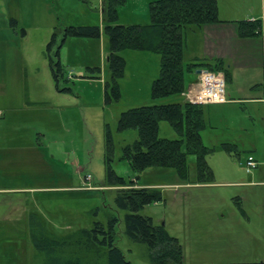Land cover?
<instances>
[{
  "label": "rangeland",
  "instance_id": "obj_1",
  "mask_svg": "<svg viewBox=\"0 0 264 264\" xmlns=\"http://www.w3.org/2000/svg\"><path fill=\"white\" fill-rule=\"evenodd\" d=\"M152 1L125 0L116 6L113 23L148 24ZM243 2V11L252 8L260 20L264 0ZM104 26L99 0H0V264L48 263L47 254L35 248L29 234L30 215L54 238L73 236L94 223L107 228L115 217V244L125 260L149 264L146 246L124 233L125 211L114 201L117 187L105 185L108 167L126 183L161 194V200L144 206L139 214L178 240L186 263H226L237 254L264 261V104L237 100L249 94L240 89L245 85L237 77L225 81V90L238 103L203 105L208 117L205 114L202 143L208 150L204 160L210 181L197 182L193 154L186 156V180L170 167L135 173L123 149L138 134L133 128L118 129L120 113L180 98L151 99L159 56L123 50L119 96L111 95L113 100L105 103L110 73ZM67 27H98L99 36L70 35L61 42ZM54 32L56 42L47 51ZM56 62L57 78L51 68ZM95 68L100 71H91ZM261 78L250 93L264 97ZM157 134L179 138L166 121L158 123ZM249 155L258 167L247 172L244 161ZM83 240L81 246L87 247ZM65 249V255L81 261L103 262L98 247L79 250L70 244Z\"/></svg>",
  "mask_w": 264,
  "mask_h": 264
},
{
  "label": "trees",
  "instance_id": "obj_2",
  "mask_svg": "<svg viewBox=\"0 0 264 264\" xmlns=\"http://www.w3.org/2000/svg\"><path fill=\"white\" fill-rule=\"evenodd\" d=\"M125 0H103L101 15L105 22L104 32L108 39L107 67L110 80L104 86V101L109 103L119 96L118 79L124 75L125 61L119 54L123 50L150 51L159 56V74L151 85V99L158 100L176 96L186 90L192 79L189 76L199 68L222 72L225 80L228 74L219 60L211 63L194 59L184 61L186 32L200 28L203 25L221 23L217 14V0H154L149 3L150 21L144 25H117L116 6ZM237 33L241 38L260 36L262 34L261 20L253 22L239 21ZM98 37V27H67L64 29L61 42L67 36ZM57 39L54 32L47 51H50ZM51 62V61H50ZM55 78L60 73V64H51ZM99 72V68L92 69ZM196 76V75H195ZM111 93V94H110ZM113 98H112V96ZM203 106L190 104L185 99L169 104H151L128 109L120 113L118 129H136L138 137L123 149V157L130 168L141 172L146 168L161 166L174 168L179 178L186 180L188 166L186 156L195 155L197 182L210 181L211 171L204 155L208 153L202 145L200 132L204 129ZM166 121L178 133V139L158 137V123ZM106 186L117 187L115 204L125 211L124 233L132 241L142 243L147 249L149 264H183L182 246L175 237L170 236L162 225L153 223L150 217L139 214L146 205L161 200V194L153 189L136 187L130 181L116 175L109 167L107 169ZM29 234L32 236L35 248L47 254V264H95L84 259L74 258L66 253L65 247L75 245L79 250L99 248L103 256L101 264H130L123 252L115 244V225L117 218L109 220L107 228L101 223H94L91 229H81L73 236L54 238L42 228L35 215L29 216ZM83 240L81 246V240ZM86 243V244H85ZM96 264H100L96 262Z\"/></svg>",
  "mask_w": 264,
  "mask_h": 264
},
{
  "label": "crops",
  "instance_id": "obj_3",
  "mask_svg": "<svg viewBox=\"0 0 264 264\" xmlns=\"http://www.w3.org/2000/svg\"><path fill=\"white\" fill-rule=\"evenodd\" d=\"M99 1L101 11L103 0ZM245 6L246 3H244L243 0H217V14L218 18L222 22L207 24L201 26L200 28L189 30L188 33H186L184 57H187L188 61L200 59L202 62L211 64L216 60L221 61L228 74V80L233 81V79H236L237 77L243 78V85L245 86L240 87V89L242 90L245 88L249 91L248 95H244V98L241 97L237 100H249L250 103H258L263 106L264 97L250 92L258 88L261 84V77L263 76L264 78V10H262L259 15L262 23V34L255 37L241 38L237 33V23L239 21L253 22L255 20H259L257 17L252 15V8H247V11L244 12L243 10H245ZM195 46L197 47V51L194 52L191 49ZM189 79L192 80L188 86L197 81V77L195 75H190ZM231 95L232 93L230 91L224 90L225 102L210 105L220 107L228 103H238L234 100L236 98L231 97ZM183 99L184 98L181 96L180 101ZM205 114L208 117V113H204L203 111L205 127L200 132L201 143L204 136L203 132L206 129ZM202 145L205 146L203 143ZM257 167L258 163L256 168ZM230 183L236 184L234 182ZM216 258L220 260L222 257L218 255ZM233 258L235 259L229 260L226 263L218 261L221 263L217 262L210 264H264V261H260V263H258L256 260L252 261L248 258L244 259V257H241L240 254L233 256ZM183 264L189 263L184 261ZM191 264L206 263L199 261L192 262Z\"/></svg>",
  "mask_w": 264,
  "mask_h": 264
},
{
  "label": "built area",
  "instance_id": "obj_4",
  "mask_svg": "<svg viewBox=\"0 0 264 264\" xmlns=\"http://www.w3.org/2000/svg\"><path fill=\"white\" fill-rule=\"evenodd\" d=\"M225 79L221 72L206 70L197 76V81L188 86L182 93L183 98L190 104L208 105L225 102ZM244 166L247 172L255 169L257 162L253 156H247ZM90 177H86V181Z\"/></svg>",
  "mask_w": 264,
  "mask_h": 264
},
{
  "label": "water",
  "instance_id": "obj_5",
  "mask_svg": "<svg viewBox=\"0 0 264 264\" xmlns=\"http://www.w3.org/2000/svg\"><path fill=\"white\" fill-rule=\"evenodd\" d=\"M206 70H196V73H201V72H205Z\"/></svg>",
  "mask_w": 264,
  "mask_h": 264
}]
</instances>
